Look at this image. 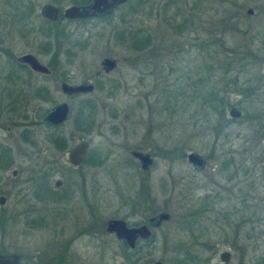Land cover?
Instances as JSON below:
<instances>
[{"label": "rangeland", "instance_id": "obj_1", "mask_svg": "<svg viewBox=\"0 0 264 264\" xmlns=\"http://www.w3.org/2000/svg\"><path fill=\"white\" fill-rule=\"evenodd\" d=\"M45 1L22 0L32 4L35 24L42 25L38 9ZM52 3L60 9L72 4ZM10 10L0 5V11L11 15ZM49 29L61 31L53 55L56 73L24 72V78L46 83L51 91L48 100L28 104L30 111L35 109L33 117L58 102L69 106L61 129L66 147L56 154L62 166L48 178V189L71 198L55 214L56 205L35 202L42 218L36 228L24 223L34 215L9 212L0 250L19 254L18 264H53L58 257L59 264H264V0H126L104 17L60 19ZM6 30L2 46L13 57L30 52L47 65L49 55L35 49L42 37L27 43L14 28ZM245 47L256 58L243 62L256 67L247 65L234 83V72L221 70L219 63L238 66L235 59ZM233 49L237 53L228 55ZM104 57L115 60L108 72L100 69ZM13 63L14 58L0 53V76ZM61 79L87 81L94 90L66 96L58 88ZM241 82L251 86L247 96ZM222 86L221 94L240 114L230 117L225 106L226 121L217 122L213 102L205 100L211 89ZM85 97L95 105L88 123L78 112ZM32 129L44 147L41 159L47 158L44 138L51 130L44 125ZM80 139L89 143L85 160L69 166L67 152ZM178 148L184 157H178ZM130 150L150 154L153 162L146 172ZM190 151L205 159L203 168L186 161ZM19 165L15 158L6 178L24 180L25 171L11 176ZM56 179L58 187L53 186ZM142 187L149 189L153 212L165 210L170 217L153 230V241L140 245L133 263L122 258L120 243L103 225L108 218L132 224L149 214L130 212ZM33 189V182L24 187L25 192ZM87 227L88 232L82 231ZM222 251L230 254L226 263L219 261Z\"/></svg>", "mask_w": 264, "mask_h": 264}, {"label": "flooded vegetation", "instance_id": "obj_2", "mask_svg": "<svg viewBox=\"0 0 264 264\" xmlns=\"http://www.w3.org/2000/svg\"><path fill=\"white\" fill-rule=\"evenodd\" d=\"M52 1L53 0H46L39 7L38 17L42 19V25L41 24L39 25V24H35L31 18L32 15L31 13L33 11L32 4H28V3L25 4L22 2V0H0V5H6L7 7L12 8V10H10L11 15L7 11H0V53L7 55L8 58H14V61L16 62L15 64L13 63L11 66H9V68L6 69V72L5 74H3V76H0L1 79L0 80L1 81L0 82V231L1 232L4 230L5 223L8 220L7 216L9 212H13L15 214H22L26 216L34 215L31 218L24 219V223L26 221L27 224L25 223V225H27L28 227L36 228L39 227L42 218L40 214L36 212L34 206H32L33 204H35V202L41 201L56 205V208H54V212H52V214H55L57 212L62 211L63 207L58 208V206L68 202V200H70L71 198V194L68 192H64L63 194H57V193H52V191H49L48 178L50 177V175H52L55 172L56 168L62 166V164L60 163L59 159L56 158L57 152L55 146L49 143H48V148L46 149L47 151L46 155H48V157L46 156L47 158L41 159V153L42 150L44 151V147L41 148L39 146L38 141L35 138L34 131L32 129L35 125H44L50 130L52 126H57L42 121L43 115L53 105L50 108L46 109L43 114L39 113L38 111V113L35 114V117L32 116V114L35 112V109L33 108L30 111L28 108V104L33 101L48 100L51 91L46 83L37 84L36 81L30 78H24V72H26L25 75L34 74L36 76H43V77L44 76L47 77L52 73L53 74L56 73V69H58V67L51 66L52 65L51 61H53V57H54L53 56L54 47L52 46L49 50H45L37 45L35 48L37 49L38 53L49 55L48 62L46 65L40 62L39 59L30 52H24L13 57L11 50L9 48L3 47L2 44H4L5 38L8 35L6 30L7 27L8 29L14 28L16 34L20 38H24L28 43V39H31L33 37L35 39L37 36L39 38L42 37L41 32L48 33L47 36L49 38L53 37L57 32V29H54L53 31L49 28L51 26L53 27L56 26L60 19H65L69 21H81L89 18H101L108 14H104L100 16H88L84 18H65L63 16V10L65 9V7L60 9L58 8V6L52 3ZM54 1L57 2L59 0H54ZM88 2L83 4H76V5H84L87 4ZM45 4H50L56 7L57 16L55 20L51 21L41 15L40 9ZM51 51H53L52 55H51ZM25 53H29L33 55L41 64H43L47 68V72L41 73L34 71L28 66V64L17 61L16 58ZM14 66L18 68L17 72H15ZM62 82H66V81L62 79L59 80L58 88ZM75 95H79V94H71L66 96H75ZM48 134L49 132L45 133V138H44L45 141H47L46 136H48ZM15 158H17L19 162L21 160L22 165L17 166V170L12 169L11 176L14 179L17 172L23 173L25 171L27 173L26 174L27 176L24 180H15V179L9 180L8 178H6L7 177L6 171L8 167L15 162ZM83 161H84V155L81 163ZM81 163L73 166L67 162V164L72 167L79 166ZM24 165H26L27 167H24ZM30 182L31 183L33 182L34 189L31 192H25L24 187H26L28 183L30 184ZM60 184L61 181L59 179H56L53 182L54 187H58ZM20 205H22L23 208H20L19 207ZM10 209H14V210L10 211ZM136 210L148 212L149 214L145 215L143 219H140L139 221H136L132 224H128L125 221L126 225L128 227H138L140 225H146V227L150 230V235L147 238L136 237L134 239V245L131 248H129L126 245L123 239H118L115 237L113 233L107 232L105 230V222L108 219H113V218L106 219L103 225L104 230L107 233L112 234L115 237V239L118 240L121 247L122 245H125L130 251H133L137 247H140V245L141 246L146 245L149 242L153 241V235H154L153 230L158 228L162 223H160L156 227H151L149 226L147 220L149 217L156 215L158 212L165 211V210H159L157 212H152L150 208H146V207L130 208L131 213L135 212ZM82 231L88 232V227L82 229ZM0 253L16 254L18 256V262H19L20 255L17 253L14 252L5 253L1 251ZM219 254H218V258H219ZM138 255H139V251L136 252L135 254H122V258L125 259L126 261L134 263L137 261ZM229 256L230 254L228 255V259ZM56 261L60 262L61 258L58 257L57 259H55L53 264H56L55 263ZM219 261L221 260L219 259ZM227 261H221V262L226 263ZM152 263L153 261L151 262V264Z\"/></svg>", "mask_w": 264, "mask_h": 264}, {"label": "water", "instance_id": "obj_3", "mask_svg": "<svg viewBox=\"0 0 264 264\" xmlns=\"http://www.w3.org/2000/svg\"><path fill=\"white\" fill-rule=\"evenodd\" d=\"M126 0H90L84 5H69L63 10L65 18H84L88 16H100L109 14L119 4L124 3ZM42 16L53 21L57 16V9L53 5L45 4L40 9ZM252 9L247 8L246 14H251ZM17 61L26 63L28 66L37 72L46 73L47 68L41 64L33 55L29 53L18 56ZM99 65L103 72H108L115 66V60L110 57H104L100 60ZM61 93L65 95L71 94H88L93 91V85L89 82H80L77 84H69L62 82L59 86ZM69 112V107L66 102H58L54 104L42 117V121L53 125H59L66 121ZM240 114L239 110L231 107L228 110L230 117L236 118ZM88 147V142L84 139L78 140L68 150L66 159L70 165H78L81 163L83 154ZM130 156L136 159L141 171H146L152 164V157L147 152L138 150H130ZM186 161L194 168L201 169L204 167L205 159L198 153L190 151L185 156ZM169 218L168 212L160 211L156 215L148 218L149 226L156 227L160 223L167 221ZM105 230L113 233L116 238L123 239L126 245L131 248L134 245L136 237L147 238L150 235V230L146 225L138 227H128L124 220L113 218L105 222ZM228 252L223 251L219 254L221 261H227ZM0 264H18V256L16 254H1ZM152 264H162L160 260L153 261Z\"/></svg>", "mask_w": 264, "mask_h": 264}, {"label": "trees", "instance_id": "obj_4", "mask_svg": "<svg viewBox=\"0 0 264 264\" xmlns=\"http://www.w3.org/2000/svg\"><path fill=\"white\" fill-rule=\"evenodd\" d=\"M68 1L70 3H72V4H83V3L88 2L89 0H68ZM81 21H83V20H81ZM41 33H42V40L44 42L39 47H41L42 49H45V50H49L52 47V44H53L54 45V49H53L54 50V55H56V52L58 50L57 49V43H58L57 38L59 36V32L57 31L55 33V35H54L55 41L52 44H51V38H49L47 36L48 33H43V32H41ZM129 35L131 37V33H129ZM119 36L121 37V34ZM263 38H264V35L262 36V38L260 40V42L262 44H264V41L262 40ZM146 43L148 44V40L146 41ZM249 44L251 45L252 42L249 43ZM229 49H231V48H229ZM249 49H252V48L251 47H247L246 49H244V51L241 54H239L240 57L235 59V64H237L238 66L232 65L229 62L228 65H227V68H224V67H222V62L219 63L220 64L219 67H220L221 70L233 71L234 72L233 73L234 74V78L232 79V77H231V80L234 83L237 82L238 73L241 72V71L245 72L246 71V66L247 65H251V64H249V62L248 63H246L245 61L243 62V60H245L247 58H250V59H252V62H253L254 59L256 58L255 54L251 53ZM237 51H238L237 49H233V52L231 50H229L228 55L236 54ZM51 62H52L51 66L57 65L54 61H51ZM253 63H255V62H253ZM251 66H253L254 68L256 67V65H251ZM236 67H238L239 69L236 70L235 69ZM210 68H212V67H210ZM198 81L199 82L203 81V78L200 77ZM245 82H247V80H244V83ZM244 83L241 82L240 87H243V89L245 90V92L244 91L243 92H244L245 96H247L246 92H248L251 89V86H250V84H248V86H245L247 88H245L244 87ZM221 93H225V90H224L223 86L219 87V88H215L214 87V89H211V91L208 93V97H206L208 99L205 100V101H209L211 103L213 102V104L211 106V109H212V112H214L215 115H216L215 119H216L217 122H220L222 120L226 121L225 118L223 117L224 107L225 106H229V107L233 106L232 104L228 103V100L225 98V95H223ZM83 100H84L83 101L84 103L80 106L79 111H78L79 112V117H80V119L82 120L83 123H88L89 121H91V113H93V111L95 110V105L90 102L88 97H85ZM62 126H63V124L58 125V126H52L51 127V131L49 132L48 136H46L47 137V141L46 142L51 144V145H53V146H55L56 152L58 154L62 153V151L66 147L65 146L66 140H65L64 135L62 134V131H61ZM178 151H179V153L177 154L178 157H180V158L184 157V152L181 151L180 148H178ZM84 157H85V155H84ZM95 164H97V163H95ZM137 197H138V200L135 201V202H132V208L135 207V206L136 207H146V208H150L152 210V212L154 211L153 201H152L153 199H152V197L149 194V189L148 188L144 189L142 187V191H139V194H137ZM141 204H143V206H141ZM2 250H0V251L2 252ZM121 250H122V254H135L136 252L139 251V247H137L133 251H130V250H128V248L125 245H122ZM190 257L192 259H195L194 256H190ZM55 263L59 264L60 262L56 261Z\"/></svg>", "mask_w": 264, "mask_h": 264}]
</instances>
